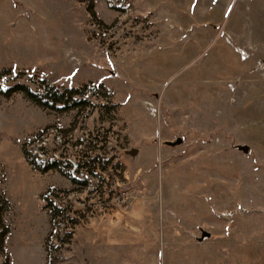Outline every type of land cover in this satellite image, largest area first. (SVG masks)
<instances>
[{"label":"rangeland","instance_id":"1","mask_svg":"<svg viewBox=\"0 0 264 264\" xmlns=\"http://www.w3.org/2000/svg\"><path fill=\"white\" fill-rule=\"evenodd\" d=\"M4 66L26 82L101 80L120 104L103 124L125 175L75 186L34 170L25 138L40 134L39 156L72 152L98 113L0 94V264H47L48 189L82 208L61 264H264V0H0Z\"/></svg>","mask_w":264,"mask_h":264},{"label":"trees","instance_id":"2","mask_svg":"<svg viewBox=\"0 0 264 264\" xmlns=\"http://www.w3.org/2000/svg\"><path fill=\"white\" fill-rule=\"evenodd\" d=\"M88 9L92 17H95L91 4L88 5ZM20 76L21 74L11 67H2L0 69V94L8 97L19 92L43 109L58 113L77 109L80 112L83 111V116H90L96 111L98 113L96 118L102 123L96 132L89 133L86 140L79 136L74 139L71 138L72 136L69 137L72 146L81 145V148L72 152H62L57 156L49 154L48 148L44 145L39 147L43 156L33 151L31 145L42 140L39 133L33 138H25L22 141L21 150L27 163L41 173L56 170L65 177L67 176L75 186H87L90 181L88 177L99 179L103 177V174L107 177L115 172H120L117 179H122L125 175V168L121 160H115L113 155L108 154L106 145L110 135V125L103 124L104 122L115 123L119 120L120 104L110 99L112 92L106 88L104 83L99 80L78 85H58L44 78H35L34 75H29V81L26 82L20 79ZM100 141L101 144H98ZM80 169L84 170L87 176L78 177L73 174L74 171ZM67 193L66 189H48L39 197L43 207L47 210L51 227L45 239L47 264H61L60 258L63 250L71 242L74 234L73 227L80 223L83 215L81 207L74 206L67 200ZM8 209L9 202L2 194L0 198V244L7 231L2 216Z\"/></svg>","mask_w":264,"mask_h":264},{"label":"water","instance_id":"3","mask_svg":"<svg viewBox=\"0 0 264 264\" xmlns=\"http://www.w3.org/2000/svg\"><path fill=\"white\" fill-rule=\"evenodd\" d=\"M182 142V138L180 136H178L176 139L174 140H165L164 143L167 144V145H170V146H174V145H177V144H180ZM238 149H241L243 150L244 152H247L248 151V148L249 146L247 144H237L236 145ZM130 154H133L134 153V150H128ZM210 235V232L209 231H206V230H202V233L199 237V240H202L203 238H206Z\"/></svg>","mask_w":264,"mask_h":264}]
</instances>
